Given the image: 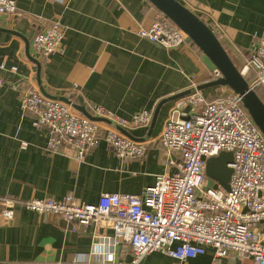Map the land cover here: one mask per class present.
<instances>
[{
  "label": "crops",
  "instance_id": "0c3cea01",
  "mask_svg": "<svg viewBox=\"0 0 264 264\" xmlns=\"http://www.w3.org/2000/svg\"><path fill=\"white\" fill-rule=\"evenodd\" d=\"M177 1L217 33L241 72L255 37L264 31V0ZM16 4L17 13L0 26V66L5 65L0 75L6 80L0 92V198L61 201L72 196L94 205L102 194L140 196L155 185L158 175L176 171L167 163L174 156H166L152 142L176 101L193 92L194 84L208 100L233 93L210 86L216 67L193 43L168 50L139 36L160 12L147 0H16ZM39 17L60 20L65 27L64 53L48 62L32 48L41 30ZM37 63L49 94L67 98L87 112V102L128 121L140 111H152L148 128L125 131L134 140L151 141L145 157L122 160L103 141L83 160L72 152H49L46 132L33 126L31 113L22 111L20 102L22 89L30 85L39 89ZM112 235V230L97 231L94 225L85 233L75 232L61 218L19 210L13 223L0 224V264H129L131 255L120 245L108 249L113 262L91 255L98 239ZM143 264L253 262L235 254L214 261L208 248L186 263L153 253Z\"/></svg>",
  "mask_w": 264,
  "mask_h": 264
},
{
  "label": "built area",
  "instance_id": "2783aa9c",
  "mask_svg": "<svg viewBox=\"0 0 264 264\" xmlns=\"http://www.w3.org/2000/svg\"><path fill=\"white\" fill-rule=\"evenodd\" d=\"M16 13V0H0V26ZM37 22L41 30L32 48L42 62H48L53 55L64 53L65 27L60 20L39 17ZM139 36L168 50L187 42V36L161 12L149 28L139 30ZM4 70L3 64L0 72ZM240 73L245 78L254 75L250 88L264 89V31L255 37L251 56ZM222 77L217 68L210 75L214 81ZM5 85L0 75V92ZM193 86V92L176 101L160 135L152 141L166 156H174L167 163L175 172L158 175L155 185L140 196L102 194L94 205L72 196L61 201L2 197L0 224L13 223L17 211L25 210L61 218L79 233L92 225L97 231L112 230V236L98 239L91 253L106 262L114 260L109 247L120 245L131 255L129 264H143L153 253L186 263L208 248L213 250L214 261L235 254L264 264V135L244 109L241 97L232 93L208 100ZM20 102L22 111L31 113L33 126L46 132V149L51 153L72 152L83 160L103 141L120 159L139 160L151 143L134 140L125 131L148 128L152 111H140L128 121L87 102L92 117L106 120L94 121L71 105L46 98L32 85L22 89ZM222 153L233 155L228 166L232 171L229 191L217 182L216 187H208L207 163Z\"/></svg>",
  "mask_w": 264,
  "mask_h": 264
},
{
  "label": "water",
  "instance_id": "95a60500",
  "mask_svg": "<svg viewBox=\"0 0 264 264\" xmlns=\"http://www.w3.org/2000/svg\"><path fill=\"white\" fill-rule=\"evenodd\" d=\"M164 14L176 27L186 36L187 42L193 43L221 72L222 79L214 81L210 86H220L230 89L234 94L242 98V105L248 112L254 124L264 135V103L258 97L256 91L250 88L245 77L242 76L235 66L228 53L221 45L217 33L212 31L200 18L194 15L189 9L180 4L177 0H147ZM38 64L37 81L39 91L48 99L61 101L71 105L87 118L106 122L104 119L94 118L83 106L73 104L64 97L49 94L42 84L40 63ZM233 161L232 153H222L212 158L207 163L206 175L210 179L208 187L214 186L217 182L224 190L229 191L231 169L228 167Z\"/></svg>",
  "mask_w": 264,
  "mask_h": 264
},
{
  "label": "trees",
  "instance_id": "16d2710c",
  "mask_svg": "<svg viewBox=\"0 0 264 264\" xmlns=\"http://www.w3.org/2000/svg\"><path fill=\"white\" fill-rule=\"evenodd\" d=\"M245 79L249 84L254 79V75L252 73H250V74H248V76ZM256 93H257L258 97L262 100V102L264 103V89H258L256 91Z\"/></svg>",
  "mask_w": 264,
  "mask_h": 264
},
{
  "label": "rangeland",
  "instance_id": "374dc122",
  "mask_svg": "<svg viewBox=\"0 0 264 264\" xmlns=\"http://www.w3.org/2000/svg\"><path fill=\"white\" fill-rule=\"evenodd\" d=\"M230 91V90H229Z\"/></svg>",
  "mask_w": 264,
  "mask_h": 264
}]
</instances>
